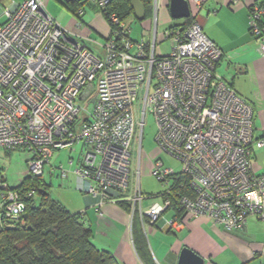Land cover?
<instances>
[{"label":"built area","instance_id":"obj_1","mask_svg":"<svg viewBox=\"0 0 264 264\" xmlns=\"http://www.w3.org/2000/svg\"><path fill=\"white\" fill-rule=\"evenodd\" d=\"M110 1L84 0V5L105 13ZM186 1L188 21L158 32L162 0H152V22L145 28L150 38L137 41L124 20L108 13L111 34L97 53L47 12L45 0H0V19L5 18L0 21V150L23 148L29 154L24 175H41L55 150L81 141L84 153L75 173L99 211L113 200L112 193L129 188L132 147L137 140L141 148L148 111L157 125L159 150L180 161L182 169L176 176L155 160L150 173L165 186L163 200L142 209L137 181L128 200L132 214L136 210L153 224L175 207L227 231L242 229L249 215L264 221V173H255L250 160L253 147H264V136L254 135L252 105L216 73L222 52L196 19L205 0ZM82 12L79 7L74 17ZM263 15L264 3L250 6L249 29L262 51ZM163 40L171 49L158 54ZM139 92L141 113L135 106ZM180 174L190 194L173 201L171 177ZM61 176L67 173L61 170ZM4 182L0 219L18 220L24 203Z\"/></svg>","mask_w":264,"mask_h":264},{"label":"crops","instance_id":"obj_2","mask_svg":"<svg viewBox=\"0 0 264 264\" xmlns=\"http://www.w3.org/2000/svg\"><path fill=\"white\" fill-rule=\"evenodd\" d=\"M57 1H61L65 7L64 1ZM165 2L167 0H162L157 12V31L161 17L166 18L169 13ZM256 3H264V0L235 2L205 0L199 9L202 15L198 22L205 35L222 52L216 65V73L228 81L234 90L252 105L254 135L260 138L264 136V51L257 48L248 23L249 8ZM86 6L89 9H86ZM152 17L153 11L147 16L145 14L140 20L146 37L141 36L140 33L134 38L129 28L132 40L137 41L141 37L150 38L145 28L151 25ZM176 19L180 21H172L169 26L180 24L185 20V18ZM74 22L76 28H69L70 31L74 32L80 42L88 48L102 53V44L111 34L106 18L95 8L83 5L82 14L77 16ZM127 26L129 27V24ZM260 26L264 28V15L260 20ZM65 149L67 147L62 150ZM157 155L160 156V153ZM152 159L146 158L143 165L149 173L153 164ZM79 160L80 157L76 165ZM250 160L255 173H264V147H253ZM141 165L140 161V167ZM69 172L67 178L71 186L66 182L63 184L65 191L51 195L63 203L71 213L79 215L83 224L90 228L94 245L98 249L112 253L120 264H178L183 248H188L201 257L204 260L203 264H264V221L254 215H249L244 227L235 231H227L203 216L191 218L185 214L178 215L173 208L165 209L153 224L142 219L139 212L132 222L131 211L125 209L122 204L130 205L128 200L133 195L136 182L139 181L138 176L136 181L134 179L133 156L128 190L123 194L114 192L113 200L105 201L99 207V211L96 210V200L81 191L82 183L73 173L74 171ZM139 189L144 195L141 201L142 209L148 208L153 203L162 202L161 189L151 190L141 185L140 181ZM176 218L179 223L172 224ZM134 228L145 238L147 253L144 255L136 251Z\"/></svg>","mask_w":264,"mask_h":264},{"label":"trees","instance_id":"obj_3","mask_svg":"<svg viewBox=\"0 0 264 264\" xmlns=\"http://www.w3.org/2000/svg\"><path fill=\"white\" fill-rule=\"evenodd\" d=\"M140 2L147 16L152 11V0ZM64 5L76 16V11L83 7L84 0L65 2ZM111 12L125 20L133 14L130 0H111L106 12H102L107 21L108 13ZM175 173L176 176L179 174ZM171 181L170 195L173 201L178 194H190L188 180L184 174H180L178 178L171 177ZM15 190L20 193L26 216L18 220L1 217L0 264H120L112 253L94 245L90 228L83 224L79 215L71 213L63 203L51 195L50 185L43 181L42 174L24 175ZM30 190L34 191L33 194L25 197ZM163 191L164 189L160 194ZM122 205L131 211L130 205ZM173 209L178 215L182 214L175 207ZM136 217L135 210L132 222ZM142 219L145 220L146 217ZM133 237L136 251L140 255L146 254L147 244L142 233L134 228Z\"/></svg>","mask_w":264,"mask_h":264},{"label":"rangeland","instance_id":"obj_4","mask_svg":"<svg viewBox=\"0 0 264 264\" xmlns=\"http://www.w3.org/2000/svg\"><path fill=\"white\" fill-rule=\"evenodd\" d=\"M63 1L65 2V0H62V2ZM45 5H46L47 12H49V14L62 27H66L70 29L76 28V25L74 22L76 18L71 12H69L63 6L61 1L58 2L57 0H45ZM85 8L89 9L87 6ZM198 12L196 14L197 21L199 17L202 15L201 12L199 13ZM99 13H101L104 16L102 12H99ZM167 15L168 16H166V18L161 17L158 32H163V30L166 29L165 27L169 26L172 23V21L178 20L176 18L172 19L169 13ZM167 19L169 20L164 21ZM4 20L5 18L1 17L0 21L3 22ZM178 21H180V19ZM141 23L142 22L136 19L133 14L129 15L126 19V24L127 25L129 24V28L131 29V34L132 36H134V38L140 35V33H141V36L144 35ZM143 37H146V35H144ZM170 49H171V44L169 40H163L157 46L158 54H167L170 51ZM141 95L142 93L139 92L138 97H137L138 99L135 102L136 109L138 110L139 113H141V109H142ZM139 119H140V116H139ZM156 134H157V125L155 123L154 117L152 113L147 111L145 114L144 125L142 129L141 148L140 149L137 148L138 147L137 140L136 142H134L133 148H132L133 170H134V175H135L134 179L136 181V178L138 176V179L141 185L146 186V188H150L151 190H154L157 188L163 190L165 186L159 180H157L154 176H152L151 173H149L148 169L146 170L144 168L143 165H144V162L146 161V158H153L152 163L155 160L160 159L165 167L172 168L173 171L175 172L181 171L182 165L180 161H178L177 159H175L168 153L161 152L159 150L158 145L155 140ZM82 147H85V146L80 141V142H73L71 145H68L67 149L65 150H62L63 148L57 149L54 151L55 154H52L53 156H51V158L49 159V162L44 165L43 172H42V179L46 184L50 185L51 194L65 191L63 188L65 186L63 184H65L66 182H67V185H70V183H68L69 182L68 178H63L61 176V170H64L66 173H68V171H70L69 173H72L73 171H74L73 173H75V168L77 167L76 165L77 160L82 155V153H84V148L81 150ZM57 153H60V154H57ZM157 153H160V156L157 155ZM28 157H29L28 152L25 151L23 148H15L11 150L1 149L0 150V181L4 180L5 181L4 183L9 188L16 187L26 172ZM70 160H73L72 164L69 163ZM140 161L142 162L141 167H140ZM78 164H79V161H78ZM138 169H139V172H137ZM2 203H3V200H2L1 193H0V209H1Z\"/></svg>","mask_w":264,"mask_h":264},{"label":"water","instance_id":"obj_5","mask_svg":"<svg viewBox=\"0 0 264 264\" xmlns=\"http://www.w3.org/2000/svg\"><path fill=\"white\" fill-rule=\"evenodd\" d=\"M130 6L134 16L142 20L145 16V9L140 0H130ZM169 14L172 18H187L189 16V7L186 0H169ZM26 216L25 213L22 215ZM204 260L188 248L181 250L178 264H203Z\"/></svg>","mask_w":264,"mask_h":264}]
</instances>
